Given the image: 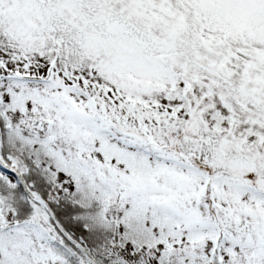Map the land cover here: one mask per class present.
I'll return each mask as SVG.
<instances>
[{"label": "snow or ice", "instance_id": "snow-or-ice-1", "mask_svg": "<svg viewBox=\"0 0 264 264\" xmlns=\"http://www.w3.org/2000/svg\"><path fill=\"white\" fill-rule=\"evenodd\" d=\"M0 264H264V0H0Z\"/></svg>", "mask_w": 264, "mask_h": 264}]
</instances>
